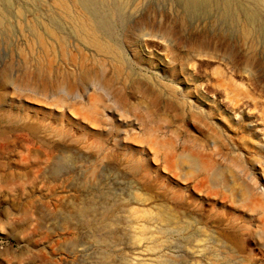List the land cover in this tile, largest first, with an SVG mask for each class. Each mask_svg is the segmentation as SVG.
Instances as JSON below:
<instances>
[{"label": "rangeland", "instance_id": "rangeland-1", "mask_svg": "<svg viewBox=\"0 0 264 264\" xmlns=\"http://www.w3.org/2000/svg\"><path fill=\"white\" fill-rule=\"evenodd\" d=\"M84 1L0 0V264H264V11Z\"/></svg>", "mask_w": 264, "mask_h": 264}, {"label": "bare ground", "instance_id": "bare-ground-1", "mask_svg": "<svg viewBox=\"0 0 264 264\" xmlns=\"http://www.w3.org/2000/svg\"><path fill=\"white\" fill-rule=\"evenodd\" d=\"M186 9L189 11V12H195L196 10L198 9H202L204 11H209L211 9H213V7H220L221 10L222 8L228 12H231V13H235L236 11H239V8L241 5H243V0H182ZM250 1L251 3H255L257 6H259L263 11H264V0H248ZM63 2L64 0H55V3L57 5V7H62L63 5ZM73 2V1H72ZM249 3V2H248ZM84 4H89L88 0H85L84 1ZM97 4V3H96ZM99 4V3H98ZM97 4V5H98ZM103 6V5H102ZM244 8H243V11L245 12L246 16H247V19L251 20V21H254L256 23H259L260 22V17L258 15V13L256 12V10L254 11H251V9L249 10V7L247 8L246 5H243ZM89 6L87 5V9ZM241 9V8H240ZM64 10V9H63ZM219 10V8H218ZM223 10V11H224ZM69 13V12H68ZM6 12L4 10V8L0 5V25H4L5 27L8 28V24H7V18H6ZM260 14V12H259ZM92 15V14H91ZM104 15V14H103ZM231 15V14H230ZM233 15V14H232ZM236 15V14H235ZM235 15H233V19H235ZM227 16V15H226ZM238 16V14L236 15ZM228 17V16H227ZM224 18V17H223ZM95 19V18H94ZM227 19V18H226ZM229 19V18H228ZM232 19V18H231ZM96 20V19H95ZM87 21V20H86ZM86 28V27H85ZM57 29V28H56ZM87 29V28H86ZM35 33V32H34ZM36 35V34H35ZM108 42V41H107ZM59 43V42H58ZM93 97V96H92ZM94 99V97H93ZM93 101V100H92ZM91 109V108H90ZM96 110V109H95ZM93 111V110H92ZM98 115V114H97ZM92 116V115H91ZM94 123V122H93ZM165 145V144H164ZM166 148V147H165ZM186 154V153H185ZM184 155V154H183ZM186 156V159L190 162H193V164H198L197 162V158L191 154L188 153V155H185ZM212 169V168H210ZM262 188V187H261ZM244 194V193H243ZM256 202V201H255ZM254 206V205H253ZM264 208V207H263ZM262 208V209H263ZM253 210V209H252ZM264 211V210H262ZM167 212V211H166ZM174 213V212H173ZM168 216V215H167ZM193 218V217H192ZM167 220V218H166ZM204 223V222H203ZM166 224V223H165ZM164 224V225H165ZM179 226L176 227V229L178 228ZM175 229V231H177ZM173 230V229H172ZM180 230V229H179ZM182 230V228H181ZM163 231V230H162ZM166 232V231H164ZM173 232V231H172ZM180 232V231H178ZM177 232V233H178ZM225 238V237H224ZM223 238V239H224ZM197 239V238H196ZM225 240V239H224ZM223 240V241H224ZM218 243V242H217ZM219 246V245H218ZM223 246V245H222ZM225 247V246H224ZM232 247V246H231ZM225 248H228V247H225ZM216 249V248H215ZM231 251V248L229 249ZM235 250V249H234ZM203 252V251H202ZM232 252V251H231ZM233 255V254H232ZM236 255V254H235ZM229 259V257H228Z\"/></svg>", "mask_w": 264, "mask_h": 264}]
</instances>
